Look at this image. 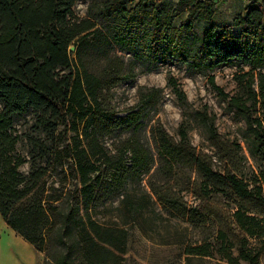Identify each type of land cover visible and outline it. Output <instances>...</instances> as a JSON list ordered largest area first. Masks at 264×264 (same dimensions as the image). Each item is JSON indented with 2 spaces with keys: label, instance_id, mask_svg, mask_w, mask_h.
I'll return each mask as SVG.
<instances>
[{
  "label": "trees",
  "instance_id": "16d2710c",
  "mask_svg": "<svg viewBox=\"0 0 264 264\" xmlns=\"http://www.w3.org/2000/svg\"><path fill=\"white\" fill-rule=\"evenodd\" d=\"M76 1L0 0L4 224L43 255V264H131L116 253L123 252L126 230L92 212L121 197L132 221L153 202L168 216L203 227L210 224L204 202L221 194L230 211L225 227L187 242L186 262L258 264L264 252V0H249L231 24L213 21L216 0H89L83 17L73 10ZM161 64L208 77L242 116L254 168L246 167L241 142L224 139L205 112L214 155L197 150L185 130L175 139L159 122L150 126L155 150L143 142L139 131L161 89L141 92L123 114L111 102L112 89L134 79L137 67L151 71ZM220 67L236 69L238 95L215 83L211 73ZM167 83L183 97L173 78ZM258 104L262 117L253 115ZM117 131L128 135L109 147L106 138ZM145 176L141 196L130 194L127 186L141 185Z\"/></svg>",
  "mask_w": 264,
  "mask_h": 264
},
{
  "label": "rangeland",
  "instance_id": "374dc122",
  "mask_svg": "<svg viewBox=\"0 0 264 264\" xmlns=\"http://www.w3.org/2000/svg\"><path fill=\"white\" fill-rule=\"evenodd\" d=\"M88 3L89 0H77L73 7L75 14L80 17L85 16ZM248 3L249 0H216L213 21L231 24L233 18L249 5ZM262 4L264 6V1ZM184 17L185 12H182L176 18L175 24L177 25ZM201 26L202 24H197V30H200ZM232 32L236 34L237 29H233ZM70 48L73 49V46ZM137 72L134 79L123 81L112 89L111 102L116 111L123 114L128 108L136 106L141 92L149 88L161 89L155 105L147 108L146 125L139 131L143 142L153 151L155 146L150 137V126L159 122L175 139L179 137V129L185 130L188 139L197 150L214 155V150L206 138L207 125L202 119L201 113L205 112L216 131L224 139L241 142L245 165L248 169L254 168V161L249 156L243 141L246 124L242 116L236 114L220 98L206 75L187 71L184 66L177 64H161L151 71H144L143 67H137ZM235 72L234 67H220L211 75L223 91L229 95H238L240 92L234 80ZM169 77L175 80L177 87L183 92V97L177 95L168 85ZM253 115L262 117L261 104L257 105ZM16 122L18 125L25 124L23 118H17ZM127 135V131H117L113 136L106 138V144L110 147L112 143L117 144ZM146 178L147 176L143 178L141 185L130 183L127 186L130 194L141 196V188H147ZM186 197L190 202L198 204V200L192 195L186 194ZM120 200L121 197H115L105 203L97 211L92 212V217L103 224L119 226L126 230V242L121 246L123 252L116 251V253L126 258L131 264H188L183 254L185 244L198 242L202 232L225 227L226 222L223 220L230 214L229 209L224 206L223 196L216 194L212 199L204 202L208 208L210 224L203 227L190 226L179 219L172 218L153 202H149L148 206L141 210L132 221ZM231 238L234 239L232 235ZM18 239L21 237L8 228L0 217V264H29L24 248L17 243ZM104 256L107 260V256L105 254ZM34 264H43V255L38 251H35ZM189 264H198V260L192 259ZM258 264H264V252L259 256Z\"/></svg>",
  "mask_w": 264,
  "mask_h": 264
},
{
  "label": "crops",
  "instance_id": "0c3cea01",
  "mask_svg": "<svg viewBox=\"0 0 264 264\" xmlns=\"http://www.w3.org/2000/svg\"><path fill=\"white\" fill-rule=\"evenodd\" d=\"M264 8V6H263V4H262V9ZM244 10H242L241 12H243ZM17 243H19V245L21 246V247H23L24 248V251H25V253L27 254V258H28V263L29 264H34V256H35V249H34V247L30 244V243H28V242H26L24 239H18L17 240Z\"/></svg>",
  "mask_w": 264,
  "mask_h": 264
}]
</instances>
